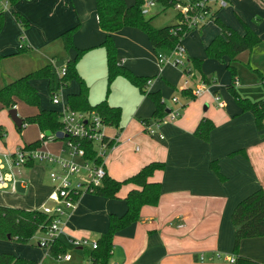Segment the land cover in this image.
I'll return each mask as SVG.
<instances>
[{"label": "crops", "instance_id": "obj_1", "mask_svg": "<svg viewBox=\"0 0 264 264\" xmlns=\"http://www.w3.org/2000/svg\"><path fill=\"white\" fill-rule=\"evenodd\" d=\"M125 2L131 5L134 0ZM227 2L228 11L219 9L216 18L240 34L244 32L243 24L248 25L259 35L260 41L252 49L239 53L234 60L224 56L222 63L208 58L204 50L216 35L221 34L217 24L210 28L214 21L200 30L195 29L197 32L191 30V33H197L194 37L187 32L182 39L187 58L202 59L201 72L208 76V83L202 82L198 70L192 71L189 61L181 67L185 74L189 71V76H183L180 68L171 64H165L160 71L156 51L141 30L123 27L112 34L118 63L137 76L152 77L148 91H158L162 98L181 93L184 100L178 117L163 119L154 134H148L142 125V121L149 124L154 121L155 107L151 98L125 77L117 76L107 83L106 55L101 46L105 32L98 26L95 0H19L4 11L0 30V86L47 64L53 66L55 73L68 60L75 58L77 50L86 49L76 63V70L88 88V102L93 105L105 100L121 110L119 127L108 125L105 128L106 135H117V143L106 158L107 175L123 180L149 162H164V167L155 170L150 178L160 182L158 203L142 206L137 221L114 233L108 264H231L215 254H233L231 213L245 196L258 188L264 189V128H257L253 112L242 111L228 91L230 73L226 62L228 60L236 70L234 88L237 93L242 98L264 104V84L260 79L261 75L264 76V1ZM158 5L155 2L148 7L147 16L160 12L163 6L156 10ZM7 11L21 14L28 26H20ZM72 27H76L72 35L73 46L66 49L60 35ZM189 38H194V42ZM20 47L25 49L20 52ZM185 79L190 88L203 83L208 91L199 97L187 98L188 91L179 89ZM46 81L48 79L42 78L29 82L39 92L40 84ZM79 90V83L73 79L61 89L60 95L67 101L68 94ZM215 96L223 102L222 106L218 105ZM17 103L14 106L18 112ZM52 104L47 106L40 98V108L60 109L59 104ZM0 108L7 109L1 104ZM203 118L214 125L208 140L194 133ZM25 125L29 124H22ZM14 126L17 130L16 124ZM3 136L0 124V139ZM50 141L60 140H46L38 147ZM3 144L6 145V141ZM26 144L29 143H16L15 148ZM213 161H216L221 176L213 170ZM49 167L42 163L41 168L33 172L35 164L28 162L17 169L19 177L21 170H32L28 181L18 184L28 192L17 197V190L14 193L0 191V205L39 210L50 191ZM42 181L47 183L43 185L45 190L40 192ZM133 187L132 184L123 185L117 194L119 199L94 194L80 196L60 240L66 245L67 235L89 237L92 232H97V239L108 230L110 214H124L126 203L123 199ZM91 216L96 220L90 222ZM3 243L0 239V252H8L2 248ZM14 253L34 260L30 255ZM238 254L264 264V236L242 239Z\"/></svg>", "mask_w": 264, "mask_h": 264}, {"label": "trees", "instance_id": "obj_2", "mask_svg": "<svg viewBox=\"0 0 264 264\" xmlns=\"http://www.w3.org/2000/svg\"><path fill=\"white\" fill-rule=\"evenodd\" d=\"M1 1H5L7 6H12L19 0H0V30L4 21V7ZM164 8L171 7L176 0H153ZM144 0H134L131 5H127L125 0H95L96 15L99 28L105 32V38L101 46L105 49L107 83L110 84L117 76L128 79L136 86L141 93L147 94L154 103L152 117L160 120L166 115V105L158 91L150 92L146 90V81L152 77H140L118 63L117 50L112 34L123 27H134L144 32L155 51L160 49L171 50L177 43L182 41L184 35L191 31L186 25L172 24L156 28L150 23V18L143 12ZM13 16L20 26L27 27V20L18 12H13ZM221 29V34L216 35L205 47V54L208 58L223 61L224 56L234 60L236 56L244 50L252 49L259 41L260 37L248 25L243 24L244 32L240 34L237 30L224 24L219 18L214 19ZM76 27L69 28L61 33L63 45L66 49L73 46L72 35ZM201 29V28H200ZM199 29V30H200ZM23 47V46H22ZM19 48L23 51L25 48ZM86 49L77 50L73 60H68L65 64L66 73L63 77L55 78L51 64H47L33 72H30L10 83L0 86V104L4 108H12L18 100L27 105L38 108L33 115L23 118L22 124H36L41 132H56L61 128L60 113L55 109L40 108V97L30 84L31 79L46 78L49 80V90L54 88L67 87L71 80L75 79L79 83V92L70 93L67 96V103L74 110L95 111L107 125L119 127L121 110L117 106H110L105 100L91 105L88 102V88L76 70V63ZM192 71L200 72V79L203 83H208V76L201 72L202 59L188 57ZM187 61V62H188ZM226 68L230 73V82L227 89L234 98L236 104L242 111H252L258 129L264 128V104L261 101H251L242 98L234 86L236 84V70L227 64ZM264 84V76H260ZM213 123L209 119H201L194 133L197 137L208 140L209 133L213 129ZM22 126L17 127L20 131ZM41 140L37 139L25 148H35L40 146ZM86 148L93 153V146L87 144ZM240 151V150H239ZM164 162L152 161L141 167L136 173L123 179L116 180L106 175L103 182L93 192L94 195L119 199L117 194L125 184H132L124 201L126 210L121 216L110 214L109 226L106 232L100 234L96 239L98 246L94 250H83V256L91 259V264H108L112 250V238L116 231L126 227L140 217V209L144 205L155 206L160 196V182L151 180L155 170L162 169ZM213 170L219 175L216 161L212 162ZM231 221L234 227V245L232 253L236 255L234 264H258L256 261L238 254L239 243L244 238L264 236V189L258 188L249 195L241 199L231 213ZM47 222V216L38 209L27 210L19 207L0 205V239L13 240L20 244H25L36 233L40 225ZM66 245L60 239L55 241L49 248L48 253L56 256L65 252ZM0 264H37L32 259L15 256L9 252H0Z\"/></svg>", "mask_w": 264, "mask_h": 264}, {"label": "built area", "instance_id": "obj_3", "mask_svg": "<svg viewBox=\"0 0 264 264\" xmlns=\"http://www.w3.org/2000/svg\"><path fill=\"white\" fill-rule=\"evenodd\" d=\"M1 3L6 9L7 3L5 1H1ZM154 4L155 1L153 0L145 1L143 12L147 14L148 7ZM227 4V0H176L171 8L176 12L177 24L186 25L189 29L195 30L202 28L210 21H214L217 11L226 7ZM155 55L160 71L165 64H171L174 67H185L188 63L182 41L177 43L173 49L159 50ZM65 73L66 66L63 65L57 73L58 78L61 79ZM186 76H189V71H186ZM151 81L152 79L146 81V89ZM61 89L62 87L54 88L51 92V101L60 105L58 111L60 113L61 128L56 132H50L49 135L41 132L42 143H45L46 140L61 141L62 145L59 151L54 153L49 150H42L41 147L25 148L19 146L15 150L3 152L0 155V191L3 192L14 193L19 183H25L15 172L16 168L19 169L28 162L35 163L36 161L50 166L48 170L50 191L47 200L39 208L47 216V222L40 225L36 231V233H40L37 246L47 249V251L66 232L67 219L74 211L80 196L93 194L95 189L102 184L107 175L106 158L117 143V135L113 137L106 135L105 128L108 125L97 112L70 108L67 101L63 100L60 95ZM179 89L188 91L186 97L189 99L199 97L208 91L203 83L190 88L187 79L183 81ZM214 98L219 106L223 105L218 96ZM171 100L173 103H178L177 97H172ZM181 105L176 108H168L169 111L162 119H154L151 124L142 121L145 131L148 134H154L155 129L163 119L173 120L177 118ZM59 131L63 135L62 138L56 135ZM87 144L93 146V153L88 151ZM66 242L81 251H91L98 246L95 238L83 235H67ZM57 256L65 262H70L72 259V254L67 252L60 253ZM215 256H221L231 264H234L236 260L233 254L216 253ZM200 258H203V256H200ZM83 259L86 264H91V259L84 256Z\"/></svg>", "mask_w": 264, "mask_h": 264}, {"label": "rangeland", "instance_id": "obj_4", "mask_svg": "<svg viewBox=\"0 0 264 264\" xmlns=\"http://www.w3.org/2000/svg\"><path fill=\"white\" fill-rule=\"evenodd\" d=\"M160 6L161 5L156 6L157 7L156 10L158 8H160ZM161 8H162V10L160 12H158L156 15H153L151 17H149V16H147V14H145V16L147 18H150L152 20L151 24L154 27H157V28L163 27V26L170 25L171 23L177 21V18L175 17L176 12L171 7H168L165 9L163 7H161ZM221 9L223 12H226V10L229 9V6L223 7ZM7 13L13 18V14L11 12L7 11ZM212 24H215V23L214 22L210 23V25H209L210 28H212L211 27ZM196 30H198V29H196ZM196 30H193V31L197 32ZM191 32L192 31H189V33H188V34H190L191 37H194V35L197 34V33H191ZM193 39L194 38H189L190 42L193 43L194 42ZM220 62H222V61H220ZM222 63H224V62H222ZM226 64H229L228 60H227ZM178 68H180L179 70L181 71L183 76L186 77V74L182 71V68L181 67H178ZM58 72H59V69L57 70V72L55 71V74H54L55 78H56ZM181 84H180V86H181ZM40 89H41V91H39V92L41 94L39 92L38 93L40 95L41 102L47 106H53V104L50 100L51 95L49 92V80L46 81L45 84L41 83ZM180 94L171 95L167 98H163L164 103L166 104V108L179 107V105L182 104V102L184 101ZM172 97H177L178 103H173L171 100ZM17 104H18V112L17 113H18V116L21 118H25L26 116L33 115L37 112V107L27 105L23 101L18 100ZM0 124L2 125V130L4 133L3 138L0 139V147L3 148V150L0 151V155L3 152H9L12 149H14L16 143L20 144V142H22V141L25 143H30V142L34 141L35 139L41 140V132H40L39 128L37 127V125H35V124H29L28 126H26V125L22 126L21 130L17 131L15 129V126H14L12 120L10 119V117L8 115L7 109H1L0 108ZM3 141H6V145L3 144ZM46 144H48V146ZM46 144L43 145L41 147V149L42 150L48 149L51 152H55V153L57 152L58 145H62V143L60 141L59 142L50 141V142H47ZM34 164H35V168L33 169V172H36V171H38V169L41 168L42 163L36 161ZM31 171H29L27 169H24L23 171L21 170V172H22V173H20L21 180H24V182L26 183V181H28L27 178H28V176H30L29 173H31ZM15 172H18L17 168L15 169ZM46 183H47L46 181L44 183L42 181V184L39 185L40 186V192L45 190L43 185H45ZM27 190L21 189L20 186H18L17 192H16L17 197L26 195L28 192ZM95 220H96L95 216L89 217L90 222H93ZM96 235H98L97 232H92L91 235H89V238H95ZM39 236H40V233H36L30 239V241L28 243H25V244H20V243L13 241V240H8V239L7 240H1V241L5 242L2 244L3 245L2 248L9 250L8 252H11L13 254H15L14 252L16 251L17 254L22 253V255H30V258L31 257L34 258V260H36L39 264H73V263L86 264V261L83 259V256H82V252L78 249H75L69 243L66 244L65 252L72 254V259L70 262H65L63 260H60L57 255L56 256L50 255L48 253L47 249H43V248L37 246V241H38Z\"/></svg>", "mask_w": 264, "mask_h": 264}, {"label": "water", "instance_id": "obj_5", "mask_svg": "<svg viewBox=\"0 0 264 264\" xmlns=\"http://www.w3.org/2000/svg\"><path fill=\"white\" fill-rule=\"evenodd\" d=\"M168 111H169V109L166 108V112H168ZM8 114H9L10 118L12 119V121L14 122V124H16L17 127L22 126V118L18 116L17 110H16L15 107H12V108L8 109ZM45 134L46 135H49L50 132L49 131H46ZM56 135L59 138H62L63 137V135H62V133L60 131L57 132Z\"/></svg>", "mask_w": 264, "mask_h": 264}]
</instances>
